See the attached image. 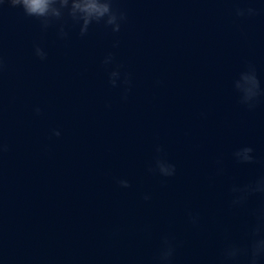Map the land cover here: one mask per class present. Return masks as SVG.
Instances as JSON below:
<instances>
[{"label": "water", "instance_id": "water-1", "mask_svg": "<svg viewBox=\"0 0 264 264\" xmlns=\"http://www.w3.org/2000/svg\"><path fill=\"white\" fill-rule=\"evenodd\" d=\"M112 2L120 30L83 35L0 3V264H162L165 241L167 264H249L264 193L233 188L264 176V2Z\"/></svg>", "mask_w": 264, "mask_h": 264}, {"label": "clouds", "instance_id": "clouds-1", "mask_svg": "<svg viewBox=\"0 0 264 264\" xmlns=\"http://www.w3.org/2000/svg\"><path fill=\"white\" fill-rule=\"evenodd\" d=\"M2 2L3 0H0V3ZM262 2H264V0H262ZM10 3L12 6L19 5L26 15L40 18L42 20H47L48 18L60 19L64 15V10H67V15L72 21L79 23V31L81 35L86 33L90 24L100 22H103L106 27L111 26V31L113 33L118 32L121 27V22L125 20L124 13L118 12L114 8L112 0H10ZM245 13L251 15L254 13V9L248 8L246 10H236L237 16L245 15ZM59 34L61 36L65 34L62 27ZM35 52L40 59L45 58V53L39 47L35 49ZM116 76V72L111 73V77ZM245 81L246 83L245 86L242 87V91L244 93V99L248 100L255 95L254 89L256 88V82L253 78H245ZM110 83L115 85V79L110 78ZM34 111L39 113L40 109L37 107ZM53 134L59 136L60 132L54 131ZM159 150V147H157V151ZM251 152L252 149L250 147H244L235 152L234 155L240 162H251L253 159L250 155ZM152 170L153 169H149V171ZM155 170L158 171L161 176L165 177H170L175 174L174 165L163 159L156 160ZM119 183L122 187H128V182L126 180H121ZM233 191H239L243 194L256 192L264 193V176L258 178L253 184L246 186L244 189L233 188ZM144 198L148 199V196H145ZM240 198L242 199L243 195ZM238 202V200L233 201V203ZM258 231H260V227L254 229V233ZM238 252L239 249L229 248L226 250L225 256L227 259H235ZM171 254L172 248L168 246L167 241H165V248L162 250L160 256L162 264H167ZM260 257H264V237L252 241L250 246L249 264H257L258 258Z\"/></svg>", "mask_w": 264, "mask_h": 264}]
</instances>
